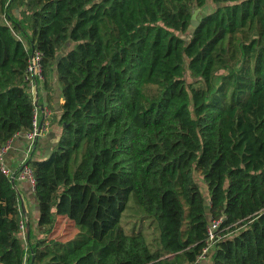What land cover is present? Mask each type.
<instances>
[{"label":"trees","instance_id":"16d2710c","mask_svg":"<svg viewBox=\"0 0 264 264\" xmlns=\"http://www.w3.org/2000/svg\"><path fill=\"white\" fill-rule=\"evenodd\" d=\"M0 13V145L32 126V48L64 99L50 155L28 160L38 236L21 238L0 170V264H189L219 217L203 264H264V0H0ZM58 215L71 238L53 236Z\"/></svg>","mask_w":264,"mask_h":264},{"label":"built area","instance_id":"2783aa9c","mask_svg":"<svg viewBox=\"0 0 264 264\" xmlns=\"http://www.w3.org/2000/svg\"><path fill=\"white\" fill-rule=\"evenodd\" d=\"M42 54L39 50L32 48L29 52L23 80L26 81L31 97V103L33 104V114H32V126L29 130L20 131L13 134L8 138L2 145H0V170L7 176L10 181L15 185L19 192V187L21 182L25 181L28 183L29 191L34 195V178L31 170V165L28 160L30 159L31 152L35 146V142L39 135L44 131H47L50 125V117L52 115V110L48 105L38 104L37 88L40 83L44 81V72L42 67ZM64 101L63 96L60 99V103ZM22 133L26 139V148L22 158L17 162V164L12 167L8 163V153L11 148L13 138ZM22 205L20 204V207ZM222 217L217 219H209L207 223V236L205 244L203 245L200 253L197 255L195 260L189 264H203L205 263L206 257L209 251L214 246L215 241L220 237L219 226ZM26 212L21 207V219H20V230L21 238H25V228L27 226ZM24 240V239H23ZM25 264V262H24Z\"/></svg>","mask_w":264,"mask_h":264},{"label":"crops","instance_id":"0c3cea01","mask_svg":"<svg viewBox=\"0 0 264 264\" xmlns=\"http://www.w3.org/2000/svg\"><path fill=\"white\" fill-rule=\"evenodd\" d=\"M13 11L16 12V9H19L15 3L12 4ZM17 13V12H16ZM55 71H49L46 73L44 77V81L38 85L37 88V97H38V104L40 105H48V107H52L53 112L50 117V125L47 131H44L39 135L35 142V146L31 152L30 158H40L46 155H49L52 151L53 143L58 139V135H52L53 130V122L58 124V117L61 111L60 107V99L62 97L61 93V86L57 79L55 78ZM51 109V110H52ZM26 148V139L22 135V133L17 134L12 141L11 148L8 153V163L14 167L17 162L22 158L24 151ZM19 198L21 201V205L23 206L24 212L27 211L28 205L33 202L32 204L35 207V199L34 195L29 191L28 183L23 181L19 187ZM36 215V209L34 210L33 216ZM30 218V217H29ZM36 216L33 223V230L34 232H38L36 225H35ZM35 232V233H36ZM37 234V233H36ZM39 235V233H38ZM37 235V236H38Z\"/></svg>","mask_w":264,"mask_h":264},{"label":"rangeland","instance_id":"374dc122","mask_svg":"<svg viewBox=\"0 0 264 264\" xmlns=\"http://www.w3.org/2000/svg\"><path fill=\"white\" fill-rule=\"evenodd\" d=\"M211 3L207 4L204 8H203V11H208L210 10L211 8ZM11 11V10H10ZM200 10L199 9H196V15L197 13L199 12ZM12 13V12H11ZM197 19V17H196ZM0 20L3 21V17L1 16V13H0ZM198 20V19H197ZM18 36H20L18 33H17ZM52 109V107H51ZM52 112H53V109H52ZM53 132H52V135L54 134V136L58 135L59 134V131H60V127L58 124L55 125V123L53 122ZM196 179L197 181L199 182L201 188H202V192L204 193V196L207 197V194H206V188H205V185L203 183V181L200 179V176L198 174H196ZM33 202L31 201V203L28 205V209L26 212V218H27V226L25 228V234H26V230L28 229V227L32 228L33 226V223H34V219H35V216H33V213H34V210L36 209V206L34 207V205L32 204ZM20 204H21V201H20ZM131 212L132 213V210L131 209H126L125 210V214ZM30 217V218H29ZM127 217L125 215H123V220H125ZM29 220L30 222L32 223V226L29 225ZM124 225L128 228V225L130 224H127V222L125 223L124 222ZM145 231H147L148 229L143 227ZM75 231H76V228H74V226L71 224V222L66 219L65 217H61V216H57V223H56V227H55V231H54V234L53 236L56 237H60L61 239H68V238H71L74 234H75ZM36 232V231H35ZM37 235L39 232H36ZM24 239V238H22Z\"/></svg>","mask_w":264,"mask_h":264},{"label":"water","instance_id":"95a60500","mask_svg":"<svg viewBox=\"0 0 264 264\" xmlns=\"http://www.w3.org/2000/svg\"><path fill=\"white\" fill-rule=\"evenodd\" d=\"M16 12H18V9H16ZM197 23H198V20L196 19V10H194L193 13H192V15H191V21H190L189 28H192V27L195 26ZM190 35H191V34H190ZM50 153H51V152H50ZM49 155H50V154H49ZM49 155H46V156H44L43 158H46V157H48ZM21 207H22V209H24L23 206H21Z\"/></svg>","mask_w":264,"mask_h":264}]
</instances>
